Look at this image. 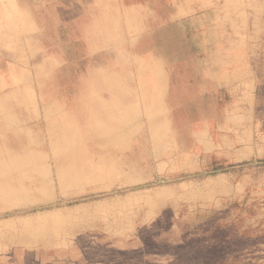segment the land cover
Listing matches in <instances>:
<instances>
[{
  "label": "rangeland",
  "instance_id": "374dc122",
  "mask_svg": "<svg viewBox=\"0 0 264 264\" xmlns=\"http://www.w3.org/2000/svg\"><path fill=\"white\" fill-rule=\"evenodd\" d=\"M1 1L0 264H264V0ZM204 45L224 121L169 99Z\"/></svg>",
  "mask_w": 264,
  "mask_h": 264
},
{
  "label": "crops",
  "instance_id": "0c3cea01",
  "mask_svg": "<svg viewBox=\"0 0 264 264\" xmlns=\"http://www.w3.org/2000/svg\"><path fill=\"white\" fill-rule=\"evenodd\" d=\"M8 4L9 0L1 1L3 8L7 7ZM180 14V10H173L168 16L167 22L173 21L175 18L180 17ZM202 48H204V50H202L204 54L202 58H200L198 55L188 57L185 52H182L181 60L183 61V66L180 80L181 83L178 80H175V84L169 93V99H171V103L176 102L177 104H185L179 101H185V98L189 99L192 97L196 98L201 96V87H204L208 93L218 90V87H225L228 92L229 101H224V97H222L220 94H216L214 101L204 103L196 102V104L205 106L201 113L203 115L210 113L209 106L214 105L222 107L221 116L219 119L221 118V121H224L229 115V107H234L237 104L236 97L231 94L232 86L230 82L232 78H230L231 73L228 72V67L226 66L228 62L227 58L230 57L221 56L217 51L211 52L206 50V45H204ZM187 83L190 85L186 86L185 84ZM194 87L196 88L194 89ZM150 89H152V87H150ZM151 94L153 95V91H151Z\"/></svg>",
  "mask_w": 264,
  "mask_h": 264
},
{
  "label": "bare ground",
  "instance_id": "6f19581e",
  "mask_svg": "<svg viewBox=\"0 0 264 264\" xmlns=\"http://www.w3.org/2000/svg\"><path fill=\"white\" fill-rule=\"evenodd\" d=\"M98 90H100V91H98ZM98 90H96V92H98V93L106 92V90L103 87L99 88ZM88 92H89L88 89L83 88V87L80 88L78 90L76 96H75V100L72 103V107H70V108H73L74 115L80 117L81 119L83 118V120L86 123V128L91 131L95 127V125H94L95 123L91 122L93 120L91 117L94 116V112H93L94 107L89 102L90 93H88ZM66 110L67 109H65L64 111L67 113ZM89 115H91V116H89ZM67 116H68L67 114H65L64 112L61 111L59 113V115L57 116V119L59 121H63V120L68 118Z\"/></svg>",
  "mask_w": 264,
  "mask_h": 264
}]
</instances>
